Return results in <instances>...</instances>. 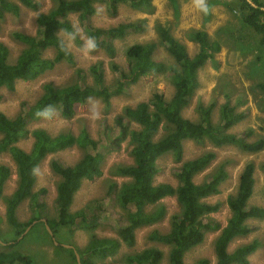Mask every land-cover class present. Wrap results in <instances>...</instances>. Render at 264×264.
<instances>
[{
	"label": "rangeland",
	"instance_id": "rangeland-1",
	"mask_svg": "<svg viewBox=\"0 0 264 264\" xmlns=\"http://www.w3.org/2000/svg\"><path fill=\"white\" fill-rule=\"evenodd\" d=\"M17 3V0H9ZM40 4L38 11L21 7L20 13L14 16L4 13L0 18V42L9 51L8 62L13 64L24 44L16 41L13 34L23 33L28 36L37 35V16L47 13L58 0H35ZM249 4L251 0H246ZM261 10L264 11V0ZM209 12L201 13L194 5L193 0H152L151 7L144 10H134L126 4L116 7V12L108 10L106 2L95 0V13L88 24L94 29H107L120 24L135 22L141 26V31H129L122 39L114 41L113 55L107 53L105 47L97 48L93 52L83 49L84 41L88 38L85 24H82L77 15H70L69 20L72 32L59 31L58 35L66 44L70 43L68 52L73 55L74 64L61 62L54 69L40 75L34 81H17L15 89L10 91L0 88V112L9 119H14L20 111L21 105H34L43 94V86L51 84L60 89L67 86L94 87L95 81L90 67L93 64L102 65V86L113 87L121 77L115 69L126 71L127 61L124 54L133 44L154 43L153 58L168 68H177V64L161 44L159 28L166 27L170 34L185 48L190 57L198 53L199 46L194 39L189 38L190 31H204L209 39L220 45V51L208 60L198 71L199 86L190 98L189 104L183 109L184 118L199 122L198 107L213 105L212 122L219 123L220 108L228 103L236 112L245 113V119L229 129V133L240 134L252 129L254 135L249 141L264 136V92L258 87L262 81V58L264 47L260 44V35L244 25L238 16L241 2L239 0H207ZM264 22V16L261 18ZM77 29L79 30L78 34ZM75 34V39L68 37ZM54 50L43 53L45 58H53ZM174 87L170 74H150L141 78L136 84L129 85L125 92L110 94L108 105L103 97H90L85 103L78 104L72 118L61 116L56 105V115L48 120H31L27 123L29 134L18 141L17 147L25 152L32 148L34 139L31 132L43 129L49 135L70 133L75 137L84 131L97 143V152L102 156L101 175L92 181H83L75 193L69 213L76 214L86 211L85 217L78 223L60 226L57 232L47 229L48 221L57 220L59 214L55 208L57 186L61 176L52 169L55 161L62 167L73 166L87 152L78 145H73L54 154L48 155L36 169V181L33 192L45 190L41 197L44 208L40 214L31 208L29 199L24 200L16 210V218L24 224V228L15 229L6 221V200L11 197L17 188V168L8 152L0 154V165L10 170V176L3 186L0 197V253L12 251L27 255L33 264H78L91 261L94 264H128L129 255L144 250L154 249L162 254L159 264L169 263L170 245L150 239L152 233L166 235L171 229V217L181 212V206L174 196L160 199L156 204L145 207L146 212L163 210V216L157 222L138 228L135 231V242L129 247L119 241L117 230L124 225L127 210L122 209L116 200V193L121 183L128 178L121 176L119 169L133 164L131 155L132 143L129 135L119 139V128L116 118L123 114L125 107H135L141 102H148L153 94H161L165 99L171 98ZM138 129L135 123H128V130ZM168 127L162 125L155 140L162 138ZM1 138V135H0ZM91 153L93 149L89 150ZM206 152L214 153V159L201 173L194 176L195 184H201L206 177L220 165L224 166L228 177L219 187V193L202 199V201L217 205V210L206 215L205 221L210 225L203 241L187 251L183 256L184 264H215L216 255L214 242L220 230L227 224L231 211L227 205V198L237 191L238 181L244 166L252 162L255 166L254 190L248 201V206L264 208V150L258 153H247L234 146L216 148L210 143L199 144L192 140L183 142V156L181 162H175L171 154L160 157L156 164L158 173L153 183L177 186L176 171L185 161L194 159ZM40 198V197H38ZM88 206L95 211L92 223ZM39 216L30 225L28 222ZM248 225L254 230L246 235L236 237L228 247L229 252L256 240L259 244L254 253L248 256V264H264V219H252ZM93 226V228H89ZM49 227V226H48ZM212 227V228H211ZM92 238L118 240L120 246L115 255L99 258L94 253H87Z\"/></svg>",
	"mask_w": 264,
	"mask_h": 264
},
{
	"label": "trees",
	"instance_id": "trees-1",
	"mask_svg": "<svg viewBox=\"0 0 264 264\" xmlns=\"http://www.w3.org/2000/svg\"><path fill=\"white\" fill-rule=\"evenodd\" d=\"M102 1L106 2L111 13H115L116 7L120 4H126L134 10H144L150 8L152 2V0ZM239 1L241 2L239 18L244 25L260 35V44L264 47L262 3L259 0H251L252 4L246 0ZM94 2L95 0H58L50 11L37 16L36 36L14 33L13 38L24 44L25 48L13 64L8 62V48L0 42V88L13 91L17 81H34L61 62L74 64L73 55L68 50L61 49L62 39L58 35L61 30L69 34L72 32L70 15H77L79 21L87 25L85 30L88 36L95 38L97 48H107V53L111 56L115 50V40L122 39L129 31H141V26L135 22L107 29L91 28L88 24L95 13ZM21 7L38 11L40 4L35 0H17V3L0 0V18H3L4 13L19 15ZM188 36L199 46L198 53L193 57L188 55L186 48L170 34L168 28H159L161 44L173 57L177 68H168L153 58L156 48L154 43L133 44L124 54L127 61L126 71L119 69L120 67L115 68L121 78L113 87L102 86V65L96 63L90 67L95 81L94 87L72 85L56 89L48 83L43 86L40 99L32 106L22 104V111L14 119H9L0 112V154L8 152L11 155L16 164L18 178L17 188L6 200V221L11 227L24 228V224L16 218V210L26 199H29L31 208L41 215L44 204L40 199L45 194V190H40L38 194L33 192L36 181V172L33 170L48 155L73 145H78L87 151L73 166L62 167L55 161L52 163L53 171L61 176L55 200L59 218L47 223L53 234L60 226L75 224L79 220L84 221L82 218L85 217L86 211L71 214L69 207L83 181H92L101 175L102 156L97 152V143L87 132L82 131L76 137L70 133L51 136L43 129H35L31 132L34 142L29 152L16 146L20 139L29 134L26 128L29 121L44 119L36 116L38 111L48 105L53 107L57 105L61 116L69 119L73 117L76 105L85 103L90 97L101 96L108 105L110 94L125 92L129 85L136 84L141 78L150 74L168 72L174 87L171 98L165 99L161 94L155 93L148 102H141L135 107H125L123 114L116 118V125L120 130L118 141L129 135L133 157L132 165L119 169L121 176L128 178V181L121 183L116 193V200L118 205L128 213L124 225L117 230V235L120 242L132 247L135 242V231L157 222L163 216L162 209L146 212L145 207L156 204L167 196L175 195L182 208L181 212L171 217V229L166 235L152 233L150 239L170 245V264H184V254L199 245L206 231L210 229L209 223L204 222L206 215L215 212L218 208L217 205L206 203L202 199L217 195L220 185L225 182L228 174L224 166L220 165L206 177L204 182L195 184L194 176L205 170L214 159V153L206 152L181 164L176 171L177 186L175 188L165 183L155 185L153 181L158 173L157 160L165 154H171L175 162H181L183 142L186 140L199 144L208 142L216 148L234 146L247 153H258L264 150V136L249 141V138L254 135L252 129L240 134L229 133V129L245 119V113L236 112V109L228 103L221 106L217 124L212 122V104L198 107L199 122L184 118L182 111L199 86V69L220 51V45L211 41L204 31H190ZM49 49L54 50L53 58L43 56V53ZM262 62L263 78L258 87L264 92V57ZM128 123H135L138 129L129 131ZM162 125L167 126L169 130L162 138L155 140ZM90 149L94 152L91 153ZM262 169L264 171V164ZM254 172V164L247 163L240 174L236 193L227 198L231 217L215 239V264H248V256L259 246L258 242L253 240L236 248L233 252L228 251L232 240L246 236L254 230L248 225L249 220L264 219V208L247 204L254 190ZM9 176V168L0 165V197ZM88 210L91 216L89 222L92 223L95 219V211L90 206ZM38 217L34 216L27 225L36 221ZM119 241L92 238L86 254L94 253L99 258L113 256L120 246ZM161 259L162 254L159 251L148 249L129 255L126 261L128 264H159ZM0 264H33V262L29 256L12 251L0 253ZM81 264L94 263L85 259L81 261ZM200 264L207 263L202 261Z\"/></svg>",
	"mask_w": 264,
	"mask_h": 264
},
{
	"label": "clouds",
	"instance_id": "clouds-1",
	"mask_svg": "<svg viewBox=\"0 0 264 264\" xmlns=\"http://www.w3.org/2000/svg\"><path fill=\"white\" fill-rule=\"evenodd\" d=\"M195 7L203 14L207 15L209 12V5L207 0H193ZM79 30L77 29L78 34ZM75 39V34H72L68 37L69 42ZM71 46L70 43L66 44L65 40H61L60 47L62 50L67 51L68 48ZM98 45L95 38L88 37L84 41L83 49L86 52H93L97 49ZM56 115V109L52 105H48L42 110L36 113L37 117L44 118L45 120L51 119ZM34 172L38 171V169H34Z\"/></svg>",
	"mask_w": 264,
	"mask_h": 264
},
{
	"label": "water",
	"instance_id": "water-1",
	"mask_svg": "<svg viewBox=\"0 0 264 264\" xmlns=\"http://www.w3.org/2000/svg\"><path fill=\"white\" fill-rule=\"evenodd\" d=\"M47 229L50 231V228L48 226H47ZM76 261H77L78 264H81L78 255H76Z\"/></svg>",
	"mask_w": 264,
	"mask_h": 264
}]
</instances>
